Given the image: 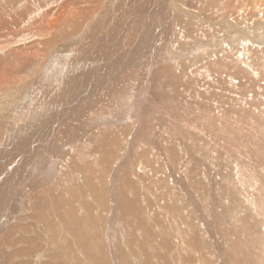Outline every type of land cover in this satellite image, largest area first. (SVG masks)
I'll use <instances>...</instances> for the list:
<instances>
[{
    "label": "bare ground",
    "instance_id": "6f19581e",
    "mask_svg": "<svg viewBox=\"0 0 264 264\" xmlns=\"http://www.w3.org/2000/svg\"><path fill=\"white\" fill-rule=\"evenodd\" d=\"M119 2L0 0V264L259 263L232 226L263 225L262 193L232 189L258 161L225 162L264 149V0H125L148 19L122 36Z\"/></svg>",
    "mask_w": 264,
    "mask_h": 264
},
{
    "label": "rangeland",
    "instance_id": "374dc122",
    "mask_svg": "<svg viewBox=\"0 0 264 264\" xmlns=\"http://www.w3.org/2000/svg\"><path fill=\"white\" fill-rule=\"evenodd\" d=\"M117 2H119V0H117ZM124 2V3H123ZM125 8L126 9H128V11L129 12H127V15L125 16V18L123 19V20H121V22H120V26H118V32L114 29V30H112V34L113 35H120V36H122V35H126L125 33H123V32H125V29L128 27V26H130V28L132 27V24H133V20L135 19V18H140V19H142V18H144V19H148V16H147V14L146 13H143V12H145L141 7L140 8H134V7H132V6H128V7H125V0H121L120 2H119V5H118V11L117 12H113L116 16H121V14L122 13H124V11H125ZM116 11V10H115ZM147 16V17H146ZM155 22V21H154ZM159 22V21H158ZM96 23H97V27H100V28H102V29H100V33L102 34L105 30H106V27H109V28H111L112 26H111V22H108V23H105V24H99V21L97 20L96 21ZM129 23H130V25H129ZM111 26V27H110ZM121 29V30H120ZM168 29L169 28H165L164 30H162V35H161V40H160V42H159V44H158V46H156L155 47V49H156V53H158V51L160 52V51H162V50H164V51H166V52H168V54L170 53L171 54V52L173 53V49L171 50V48H173V45H172V47L171 48H169V49H166L165 47H166V45H165V42H168V39H170L171 38V34L168 32ZM115 32V33H114ZM140 30L138 29L134 34H131V35H128L129 37V41L131 42V43H133V37L135 38V36L136 35H140ZM154 32H156L157 33V30L156 31H154ZM83 35H87L88 33H86V30H84L83 32ZM99 33V34H100ZM78 35L77 33L75 34V33H72L71 32V35ZM81 34V33H80ZM79 34V35H80ZM112 34H108V35H112ZM59 35H62V33H60ZM164 35V36H163ZM170 41V40H169ZM74 42V41H73ZM75 42H77L76 40H75ZM69 45V44H68ZM131 46V45H130ZM56 48V46L54 47V49ZM148 58V57H147ZM149 59V58H148ZM25 80H27V79H25ZM25 80H22L23 82H25ZM247 80V79H246ZM19 81H20V79H19ZM22 81H20V83H23ZM8 87V86H7ZM264 87V86H263ZM263 87H261V90L260 91H257V90H255L256 91V93L255 94H253V93H251L250 94V92H248V95L249 96H251L252 98H254V96H256L257 98L258 97H260L261 99L262 98H264V88ZM263 88V89H262ZM249 89V88H248ZM246 91H247V89H246ZM261 92V93H260ZM253 95V96H252ZM106 100H107V98H106ZM91 104V103H90ZM92 104H93V101H92ZM261 105H263V104H261ZM88 106V105H87ZM91 106V105H90ZM108 107V106H107ZM91 110V111H90ZM89 110V112L87 113V114H93L92 112L94 111V108H91ZM102 111V110H101ZM262 111L264 112V109H262ZM262 112V113H263ZM104 114H106V113H104ZM262 119H264V118H262ZM260 126H263L264 125V123H261V124H259ZM259 130H263L264 131V128L262 127L261 129H259ZM75 131H77V130H75ZM217 137V136H216ZM231 137L232 136H228V139L227 138H225V136H223V140L225 139L226 140V142H227V144H232L233 143V140L231 139ZM212 138L213 139H215V136H212ZM217 138H219V136L217 137ZM264 138V137H263ZM262 138V139H263ZM68 139V138H67ZM264 140V139H263ZM249 148H248V147ZM247 146H245V147H242L240 150H238V151H240L241 153H242V156L243 157H247L249 154H250V156H251V153H254L253 154V157H254V159L253 160H251V157H250V159H247V158H239L238 160L235 158V156H230L229 157V159H228V161H226L225 162V166H227L228 165V163H232V164H234V165H236V166H238V164L241 166V165H247V161H248V164H251V163H255L256 161H258L256 164H257V168H255V170L257 169V175H255V176H250L249 174L250 173H247L245 170L244 171H242L241 170V177H243V178H240V182H238L237 181V185L235 186V183L233 182V191L234 190H238V189H242V192H246L245 194L247 195V193H249L250 191H251V193H249V195H247V196H252V194L254 193V192H258V191H260V193H262V194H260V198L258 199V200H256V202H254V204H256L257 205V207H259V208H263L264 209V188H262L261 186H263L264 185V149L260 146V145H258V147L256 146V147H253V146H250V145H247ZM229 147H231V145L229 146ZM234 147H237L236 145H233L230 149L231 150H233L232 148H234ZM57 148V147H56ZM51 150H50V152H47L48 154H50V153H52L53 152V149H54V153L56 152L57 153V149H55L54 147H51L50 148ZM245 152V153H244ZM247 152V153H246ZM53 153V154H54ZM261 158V159H260ZM263 158V159H262ZM236 159V160H235ZM246 159V160H245ZM235 160V161H234ZM263 160V161H262ZM251 161V162H250ZM26 163V162H25ZM236 163V164H235ZM262 163V164H261ZM50 165H52V164H50ZM238 170H237V168L235 167V169L234 170H232L231 172H229L228 173V176L229 175H231L232 173H235V172H237ZM237 173H240V171H238ZM246 173V174H245ZM258 173H260V174H258ZM246 175V176H245ZM262 176V177H261ZM237 177V176H236ZM246 177V178H245ZM263 178V179H262ZM252 179H254V180H252ZM257 179V180H256ZM230 180H234V177L233 176H231V179ZM263 180V182H261ZM255 181H257V182H255ZM245 182V183H244ZM248 184H247V183ZM259 184V185H257V184ZM245 184H247V185H245ZM244 185V186H243ZM260 186V187H259ZM247 187V188H246ZM3 188H5L4 186H3ZM252 190H251V189ZM244 189V190H243ZM6 190V189H5ZM227 190V189H226ZM225 190V193H222L221 194V192H220V190H217V193H218V195H219V193H220V199L221 198H223L221 201H222V204H223V207H225V208H227L228 209V207L231 209L230 211L231 212H233V211H237V212H239V211H241L240 209H244V207H245V205L246 204H244V206L242 207V208H240L241 207V205L242 204H240V202L239 201H236V202H234V203H232L231 202V196L229 195V193L227 192ZM254 190V191H253ZM249 191V192H248ZM4 192H6V191H3L2 193H0V194H3ZM230 192V191H229ZM229 195V196H227V194ZM236 193V192H235ZM223 195L225 196V197H223ZM261 195H262V197H261ZM258 201H262L261 203L260 202H258ZM224 202V203H223ZM227 202V203H226ZM231 202V203H230ZM258 202V203H257ZM171 203V201H169L168 202V204L166 205V207H168V206H170V208H169V210H172L174 213L176 212H179V203L177 204V202H175L174 204H170ZM226 203V204H225ZM228 205V206H227ZM233 205V206H232ZM237 205V206H236ZM260 205V206H259ZM227 206V207H226ZM236 206V207H235ZM237 207L238 208H240V209H237ZM176 208H177V210H176ZM250 208V207H249ZM237 209V210H236ZM244 210H247V208L246 209H244ZM264 211V210H263ZM243 210L239 213L240 214V216H241V222H242V218H243V216L244 215H246V213L245 212H243ZM169 214H170V211L168 212ZM180 213V215L178 214V217H179V219H178V217H177V219H176V221H178L179 220V222H180V220H183L182 219V217L183 216H181L182 214H181V212H179ZM235 213V212H234ZM242 213V214H241ZM171 215V214H170ZM230 216L232 217L233 215H231L230 214ZM171 217V216H170ZM259 218H257V220H258ZM7 220H9L8 218L7 219H5V220H3V219H1L0 218V242H2L3 240H1V239H3V237L4 236H6L5 234V232H7L8 231V229H10V225H11V228H13L14 229V226H13V224L14 225H16L14 222L12 223L11 222V224L7 221ZM256 220V219H255ZM256 220V221H257ZM236 222V221H235ZM248 223H245L246 225L244 226V225H242V224H238V226H237V224L235 223L234 225H232L233 226V229H235L234 230V236H236V237H238L239 238V241H240V238H241V247H240V251H241V256H242V259H241V261H240V258H238L237 260V262H239V263H242V261L244 260V258H247V257H249L251 260H253V257H260V258H262V260L259 262V263H257V264H264V241L262 242L263 243V246L262 247H259V246H255L254 244H255V242L257 243V240L259 239V236H258V234H257V232H260L263 236H261V238H263L262 240H264V220H260V222L263 224V225H259V223H258V225H257V222H256V225L253 223V222H251V221H247ZM6 225V226H5ZM255 225V226H254ZM180 226V225H179ZM236 226V227H235ZM247 226V227H246ZM235 227V228H234ZM245 227V228H244ZM255 227V228H254ZM239 230H238V229ZM257 228H259V229H257ZM5 229L7 230V231H5ZM257 231V232H256ZM12 233H15V231H12ZM242 233H243V235H242ZM245 233V234H244ZM240 235H241V237H240ZM244 236V237H243ZM246 237V238H245ZM188 238V237H187ZM260 238V239H261ZM243 240L244 241H246V240H249L250 242H251V245H253V247L251 248L250 246L251 245H246L245 243H243L242 244V242H243ZM163 242H157V246H154V245H152V246H149V248L148 249H151V250H155L156 252H155V254L157 253L158 255H160V249H164L165 250V248H164V246L163 245H161ZM200 243V244H199ZM232 243V242H231ZM195 244V245H194ZM194 244H193V242L191 243V245L190 246H192V245H194L193 247L195 248L194 249V251H195V253H196V255H198L199 257H202L204 254H202V253H204L203 251V247H201L200 245L202 244V241H200V242H194ZM18 246L19 247H22V244L21 243H19L18 244ZM199 246V247H198ZM3 246H0V259H4V257L1 255V252L3 251V250H5V252L6 253H8V255H10L12 252H11V250L10 249H3L2 248ZM13 247V246H12ZM12 247H9V246H6V248H12ZM2 248V249H1ZM201 248H202V250H201ZM242 248V249H241ZM179 249V248H178ZM181 249H184V248H181ZM158 250V251H157ZM185 255V254H184ZM183 255V256H184ZM249 255V256H248ZM18 256H20V258H17L18 259V261H17V263H19L20 261H22V260H24V258L26 257V261H30V256H21V255H18ZM186 256V255H185ZM213 256H214V254H213ZM239 256V255H238ZM22 257H24V258H22ZM27 257H29L28 258V260H27ZM20 259V260H19ZM37 261H38V263H40V261L39 260H36V264H37ZM7 263L9 264L10 262L9 261H7ZM35 263V260L33 259V264ZM186 264V263H185ZM190 264H192V263H190ZM228 264H230V263H228Z\"/></svg>",
    "mask_w": 264,
    "mask_h": 264
}]
</instances>
